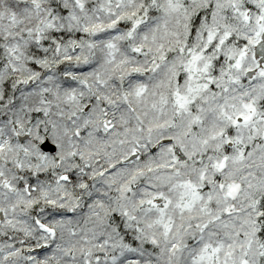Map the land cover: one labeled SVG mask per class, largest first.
<instances>
[{
	"label": "snow or ice",
	"instance_id": "snow-or-ice-1",
	"mask_svg": "<svg viewBox=\"0 0 264 264\" xmlns=\"http://www.w3.org/2000/svg\"><path fill=\"white\" fill-rule=\"evenodd\" d=\"M0 264H264V0H0Z\"/></svg>",
	"mask_w": 264,
	"mask_h": 264
}]
</instances>
